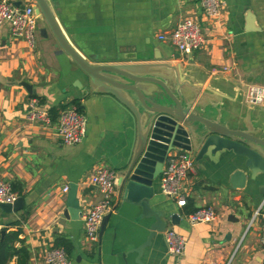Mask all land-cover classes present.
<instances>
[{
  "label": "crops",
  "instance_id": "obj_1",
  "mask_svg": "<svg viewBox=\"0 0 264 264\" xmlns=\"http://www.w3.org/2000/svg\"><path fill=\"white\" fill-rule=\"evenodd\" d=\"M46 1L68 43L89 63L139 67L163 80L175 95L190 93L194 104H202L205 117L264 140V105H249L244 97L247 85L264 87V0H222L219 16L213 17L203 13L199 0ZM188 17L198 22L205 41L184 55L159 35L168 37ZM35 23L32 46L12 37L7 26L0 29V178L23 194L22 208L29 213L21 237L30 249V264H43L45 250L58 236L71 242L72 264H264L259 220L251 222L254 211L264 209V148L256 147L263 153L262 163L249 167L245 157L216 140L205 146L202 140L190 152L194 164L184 182V207L162 195L159 176L148 201L150 210L165 215L164 231L173 229L184 237L181 255L168 254L164 231L137 254L155 220L144 215L139 203L122 197L117 185L101 237L97 242L86 238L83 215L100 197L90 176L107 167L119 178L136 138L137 120L113 93L92 85L71 57L60 52L45 19L36 13ZM158 66L178 71L167 77L155 72ZM118 94L143 109L132 93ZM73 99H79L87 120L80 143L63 144L56 120L45 124L29 118L33 102L48 112ZM72 184L82 216L59 223L68 192L62 188ZM207 205L216 219L190 224L186 215ZM21 209H0V227L18 219ZM174 213L179 219L173 224Z\"/></svg>",
  "mask_w": 264,
  "mask_h": 264
},
{
  "label": "water",
  "instance_id": "obj_2",
  "mask_svg": "<svg viewBox=\"0 0 264 264\" xmlns=\"http://www.w3.org/2000/svg\"><path fill=\"white\" fill-rule=\"evenodd\" d=\"M34 11L42 16L53 36L60 52L66 53L73 62L90 78L92 85H102L108 92L113 93L136 118L137 134L128 154L126 164L120 170L117 186L119 193L125 199L139 203L146 216L154 217L155 222L149 229L147 239L140 244L136 252L140 256L143 248L149 244L156 233L164 231L165 215L149 209L148 201L153 198L154 182L162 172L163 163L168 153L174 150L191 152L202 140L205 144L216 140L226 148L246 158L247 166L260 165L263 153L256 147L264 148V140L250 132L230 129L218 121L211 120L204 115L202 104L195 103V99L188 92L181 96L175 95L169 86L161 79L140 72L139 67L119 64H92L68 43L46 0H31ZM21 0L14 1L19 6ZM167 69V70H166ZM178 68L158 66L155 72L163 76L174 75ZM28 93L32 87L26 82L21 83ZM143 84V86H141ZM125 91L134 95V99L143 108L138 111L133 102L121 97L118 92ZM263 157V156H262ZM261 160V159H260ZM23 199L18 196L13 204L0 203L3 212H16L22 208ZM82 216L80 203L76 198V186L68 187L66 208L60 215L59 223L65 220H76ZM110 213L104 215L99 227V237L108 222ZM174 224L179 216H170ZM4 234V231L2 232Z\"/></svg>",
  "mask_w": 264,
  "mask_h": 264
},
{
  "label": "built area",
  "instance_id": "obj_3",
  "mask_svg": "<svg viewBox=\"0 0 264 264\" xmlns=\"http://www.w3.org/2000/svg\"><path fill=\"white\" fill-rule=\"evenodd\" d=\"M199 4L207 16H219L221 12L222 0H199ZM4 26L8 27L12 37L24 39L32 46L36 30L34 5L21 3L16 6L13 0H0V29ZM159 38H168L170 43L184 55L197 51L205 41L200 25L189 17L179 21L168 37L159 35ZM244 97L249 105H264V87L249 84L245 89ZM29 118L45 124L51 123L48 112L38 109L35 102L32 103ZM56 132L65 145L80 143L87 133V120L84 113L73 105L61 109L56 121ZM193 164L194 159L190 152L180 150L170 152L164 160L162 172L159 175L160 192L179 208L187 203L184 182L193 170ZM90 184L98 190L100 197L83 215V228L86 238L91 242H97L101 220L112 208L117 185L116 173L107 167H99L90 176ZM62 191L66 193L68 187L64 186ZM17 197V193L12 190L11 186L0 178V203L13 204ZM186 218L192 225L210 223L216 219V212L212 206L207 205L195 209L187 214ZM256 219L259 220L264 251V209L261 206L254 211L251 222ZM163 239L168 254L181 255L183 253L186 241L175 230H165ZM43 264H72V262L64 249L52 244L45 250ZM209 264L218 263L210 262ZM224 264H229V261Z\"/></svg>",
  "mask_w": 264,
  "mask_h": 264
},
{
  "label": "trees",
  "instance_id": "obj_4",
  "mask_svg": "<svg viewBox=\"0 0 264 264\" xmlns=\"http://www.w3.org/2000/svg\"><path fill=\"white\" fill-rule=\"evenodd\" d=\"M75 106L79 111H82L79 99H73L67 104H62L58 108H49L48 114L52 121H57L59 110L66 108L67 106ZM13 191H16L17 195L22 197L21 190L12 187ZM27 207L24 206L21 209V213L18 219L5 223L0 227V264H10L12 261L14 264H30V249L24 243L22 234V222L28 215ZM1 224V223H0ZM4 231V234L2 232ZM56 247L64 249L70 258L72 251L71 242L64 236H58L53 243Z\"/></svg>",
  "mask_w": 264,
  "mask_h": 264
}]
</instances>
